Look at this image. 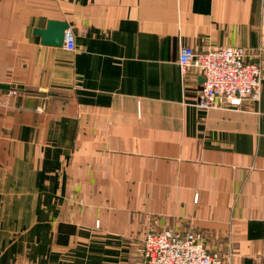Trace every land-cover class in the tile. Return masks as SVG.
I'll list each match as a JSON object with an SVG mask.
<instances>
[{"label": "crops", "instance_id": "0c3cea01", "mask_svg": "<svg viewBox=\"0 0 264 264\" xmlns=\"http://www.w3.org/2000/svg\"><path fill=\"white\" fill-rule=\"evenodd\" d=\"M180 47L259 52V100L199 109ZM0 84V264H145L165 229L264 264V0H0Z\"/></svg>", "mask_w": 264, "mask_h": 264}, {"label": "built area", "instance_id": "2783aa9c", "mask_svg": "<svg viewBox=\"0 0 264 264\" xmlns=\"http://www.w3.org/2000/svg\"><path fill=\"white\" fill-rule=\"evenodd\" d=\"M63 45L66 51L73 52L74 38L69 28ZM178 65L182 76L188 68H193L202 78L196 100L199 109H238L247 99L259 100L263 75L259 52L255 60H250L241 47H223L205 53L180 47ZM141 256L145 264H225L218 253L207 250L201 233L182 234L172 229L146 234Z\"/></svg>", "mask_w": 264, "mask_h": 264}, {"label": "water", "instance_id": "95a60500", "mask_svg": "<svg viewBox=\"0 0 264 264\" xmlns=\"http://www.w3.org/2000/svg\"><path fill=\"white\" fill-rule=\"evenodd\" d=\"M68 29V25L65 22L48 23L45 30H41L38 33L42 37V43L49 46L59 47L63 45L65 31ZM0 88L9 89L8 85L0 84Z\"/></svg>", "mask_w": 264, "mask_h": 264}]
</instances>
